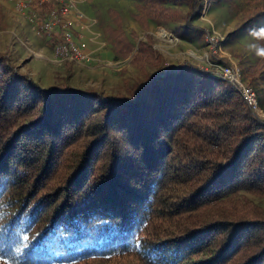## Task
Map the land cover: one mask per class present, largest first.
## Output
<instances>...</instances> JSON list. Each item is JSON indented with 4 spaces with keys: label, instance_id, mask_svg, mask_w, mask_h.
Here are the masks:
<instances>
[{
    "label": "trees",
    "instance_id": "trees-1",
    "mask_svg": "<svg viewBox=\"0 0 264 264\" xmlns=\"http://www.w3.org/2000/svg\"><path fill=\"white\" fill-rule=\"evenodd\" d=\"M139 1L146 30L204 33L202 0ZM246 2L264 50V0ZM119 17L116 56L146 71L154 37ZM249 72L264 79V51ZM240 190L264 196V119L216 71L184 61L107 94L44 86L0 52V264H264V208Z\"/></svg>",
    "mask_w": 264,
    "mask_h": 264
},
{
    "label": "rangeland",
    "instance_id": "rangeland-1",
    "mask_svg": "<svg viewBox=\"0 0 264 264\" xmlns=\"http://www.w3.org/2000/svg\"><path fill=\"white\" fill-rule=\"evenodd\" d=\"M58 3L59 12L55 17L50 8L39 10L33 3L22 13L20 20L15 19L13 11L6 7V18L0 24V52H7L24 72L42 85L50 86L68 78L74 87H93L107 94H124L157 70L178 67L184 61L213 70L219 58H230L238 63L246 81L256 89L264 108V79L253 77L249 72L264 50L260 35L244 26L249 9L246 0H202V11L194 23L203 28L204 33L185 30L183 19L168 23L150 19L146 30L137 16L139 0H78L74 8H67L61 0ZM175 8L183 13L189 10L187 4ZM116 16L123 20V27L129 35L135 32L141 39H146L148 32L153 35L154 47L161 58L156 64L148 65L146 71L132 65L128 59L116 56L107 28L115 25L113 17ZM61 22L69 24L73 38L85 55L82 61H61L56 55L62 34ZM165 31L170 32L171 38L164 36ZM208 32L220 40L211 43ZM235 199H251L264 208V196L246 190H240ZM223 211L225 207L216 203L198 214L208 219Z\"/></svg>",
    "mask_w": 264,
    "mask_h": 264
},
{
    "label": "built area",
    "instance_id": "built-area-1",
    "mask_svg": "<svg viewBox=\"0 0 264 264\" xmlns=\"http://www.w3.org/2000/svg\"><path fill=\"white\" fill-rule=\"evenodd\" d=\"M59 1L60 0H14V8L17 12L23 13L26 12L29 9V6L33 3L37 5L39 10H44L46 4L51 3L52 7L50 8V11H52V15L54 16L59 12ZM61 2H63L67 8H74L78 0H61ZM60 25L62 27V34L60 41H58L60 43L56 47V55L61 61H82L85 55L81 52L79 43L73 38V33L69 28V24L67 22H61ZM213 32L215 33L214 30ZM207 38L211 43H215V40H220L219 37H215V35L209 32L207 33ZM213 70L220 74L224 79L234 83L248 103L252 106L255 113L260 118L264 119V108L261 105L258 93L256 89L246 81L244 72L238 63L230 58H219L214 65Z\"/></svg>",
    "mask_w": 264,
    "mask_h": 264
},
{
    "label": "crops",
    "instance_id": "crops-1",
    "mask_svg": "<svg viewBox=\"0 0 264 264\" xmlns=\"http://www.w3.org/2000/svg\"><path fill=\"white\" fill-rule=\"evenodd\" d=\"M0 2L3 4L4 9L7 7L13 11L15 19L17 20L22 19V13L17 12L15 8L12 6L14 4V0H0Z\"/></svg>",
    "mask_w": 264,
    "mask_h": 264
},
{
    "label": "bare ground",
    "instance_id": "bare-ground-1",
    "mask_svg": "<svg viewBox=\"0 0 264 264\" xmlns=\"http://www.w3.org/2000/svg\"><path fill=\"white\" fill-rule=\"evenodd\" d=\"M163 34H164V36H166V37H168V38H171V34H170V32H168V31L166 32V31H165Z\"/></svg>",
    "mask_w": 264,
    "mask_h": 264
}]
</instances>
